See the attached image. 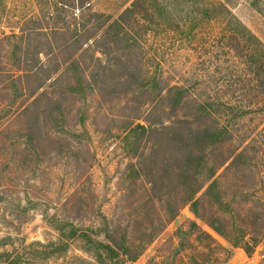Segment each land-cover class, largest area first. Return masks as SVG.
Instances as JSON below:
<instances>
[{
	"label": "rangeland",
	"instance_id": "obj_1",
	"mask_svg": "<svg viewBox=\"0 0 264 264\" xmlns=\"http://www.w3.org/2000/svg\"><path fill=\"white\" fill-rule=\"evenodd\" d=\"M134 1L0 0V264H264V96L174 0L104 44ZM218 1L264 46V0Z\"/></svg>",
	"mask_w": 264,
	"mask_h": 264
},
{
	"label": "trees",
	"instance_id": "obj_2",
	"mask_svg": "<svg viewBox=\"0 0 264 264\" xmlns=\"http://www.w3.org/2000/svg\"><path fill=\"white\" fill-rule=\"evenodd\" d=\"M174 2L176 6H174L173 10H168L164 7L165 19L168 21L171 31H173V28L171 27L178 30L180 28L179 21H184L189 25L187 33L184 34H187L189 37H193L195 29L202 27V25L212 26L208 23L213 21L219 22L220 26L218 33H220V37L214 36V38L217 37V39H221L222 37L224 38L227 36L230 39V44L227 47L234 52V57L238 59V63L240 64V68L238 70L239 73L236 74V78H244L243 75L246 74L250 77L251 74L256 81L255 88H257V96H264V46L260 43V41L250 31H248L234 15L229 12L222 2L218 0H174ZM137 5H139V1L136 0L131 4V7L126 8L116 19H113L108 24L106 29L107 31L102 37L104 44L119 43L125 39L123 36V23L126 19L132 17V13ZM93 15H96V18L103 16L101 14ZM142 19L144 31L151 29V25L159 24L154 15H150L149 17L145 15L144 17L142 16ZM54 31H56V29H54ZM137 36L139 37V33H136V37ZM104 44L102 43L103 48L101 52L108 53L107 46ZM51 52L52 51L49 49L47 54H50ZM40 53H42V50H39L38 52L34 50L33 55ZM108 62L109 66H115V64L117 65L120 60L119 58L112 57L108 58ZM33 63L34 62H30L29 68L34 67ZM128 63L129 60L127 59V63H123V65L126 66ZM172 88L180 90V87L178 86ZM262 110L264 111V106ZM140 127L145 128L141 125ZM200 138L201 135L198 134L196 136V141L200 140ZM97 244L99 246L96 247V249L100 251L97 258L99 264H104V259H116L117 263L123 261L122 258L119 257L115 246H112L111 244H104L102 242H97Z\"/></svg>",
	"mask_w": 264,
	"mask_h": 264
}]
</instances>
